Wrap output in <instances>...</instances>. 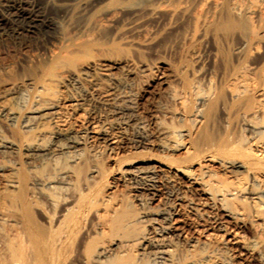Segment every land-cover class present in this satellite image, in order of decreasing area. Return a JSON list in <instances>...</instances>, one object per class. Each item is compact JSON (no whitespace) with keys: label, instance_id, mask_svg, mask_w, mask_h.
Masks as SVG:
<instances>
[{"label":"bare ground","instance_id":"1","mask_svg":"<svg viewBox=\"0 0 264 264\" xmlns=\"http://www.w3.org/2000/svg\"><path fill=\"white\" fill-rule=\"evenodd\" d=\"M24 11L17 7L8 19L44 44L54 38L59 44L46 47L43 61L30 68L26 87L10 102L0 101V115L13 127L6 135L0 123V264H232L231 246L264 263V0H112L97 10L119 22L154 20L156 31L148 39L172 30L177 34V59L166 65L172 79L161 81L171 116L156 123L162 155L143 170L130 155L120 169L143 178L151 190L156 174L163 184L184 186L155 211L108 202L107 188L97 183L110 172L104 165L93 162L81 170V145L88 141L102 140L98 149L106 160L114 151L117 162L125 159L128 153H118L120 138L111 129L116 122L108 125L111 133L96 123L78 134L59 122L84 110L75 95L60 94L61 84L92 83L90 71L96 65L128 62L138 44L120 35L124 23L109 31V40H78L56 32L52 19L39 11L34 16ZM120 43L126 53L111 57ZM142 66L147 73L141 77L152 78L155 69ZM92 85L98 89V82ZM102 93L112 100L122 96L109 88ZM62 100H68L69 110L60 107ZM21 150L26 163L8 159L7 153L20 156ZM176 207L188 209L202 223L219 213L232 227L220 223L221 240L209 226L200 230L193 224L194 234H177L176 241L170 236L177 228L168 224ZM145 218L143 231L139 222ZM137 246L141 251L133 252Z\"/></svg>","mask_w":264,"mask_h":264},{"label":"rangeland","instance_id":"2","mask_svg":"<svg viewBox=\"0 0 264 264\" xmlns=\"http://www.w3.org/2000/svg\"><path fill=\"white\" fill-rule=\"evenodd\" d=\"M24 1L26 2L27 0H21L22 3L20 0H18V2L17 0H0V101L10 102L18 90L26 87L29 83V70L32 66L38 65L39 62L43 61L46 47L51 48L59 44L58 38H54L51 42L44 44L41 42L42 39L37 36V34L32 33L33 31L24 28L20 23H15L14 25V22L8 19V15H11L14 10L17 11V7L26 10L24 11L25 15L29 14L30 16H34L36 13L40 12V15L43 14L44 17L52 19L56 25V32H60L64 37L75 38L78 40H109L112 33L109 31L124 23L123 31L120 32V35L126 39H131L133 43H137L139 49L138 52L131 51L129 54L132 59L128 62L116 59L117 61L115 60V64L112 60H106L101 63V65L104 64L103 66L96 65L95 69L90 71V78L94 80L93 82H98L97 90L92 87L93 82L91 83L87 80H81L80 83H72L67 80L61 84L58 87L60 94L67 95L68 93H71L73 96L75 95L74 97L79 100L84 110H79L77 112L80 113L79 115L77 113L75 115L73 114L74 116L71 115L73 117L68 116V118L65 116L61 118L62 120L59 118V122L62 123L63 126H72L77 132L73 134H78L82 127H86L87 124L90 125L96 123L103 124L105 127L107 126L106 128L109 133L111 131L110 129L108 130V128H111L108 126L110 121L117 123L118 128L111 129L112 133L116 132L114 136L117 134V137L115 136V138H120L119 140L116 139L118 146L120 147L118 153L123 156H125V153L129 154L126 155V157H128H125L122 162H117L114 155L117 151H114L113 154H111L113 155L111 160L109 159L110 156H108L109 161L106 160V153H103V151L98 149L102 144V140H100L101 143L99 140H92L81 145L83 152L81 170L83 172H86L88 165L93 162H98L99 164L104 165L103 167L106 171L110 170V172H108L109 174H106V177L102 178L100 181L96 178L99 187L107 188L106 199L108 202L122 201L135 209H141L142 207L150 209L152 206L153 209L151 208L150 211H155L156 207L157 209L158 207H162L165 202H170V198L173 199L174 195L181 194L185 191V188L181 183L168 185L164 182L163 184L165 179H162V176L159 174L154 175L153 180L155 185L153 187L154 189L151 190L148 189L149 187L146 185L147 181L143 178H131L129 175L122 174L121 171L123 163L128 161L126 159L130 160L131 158L136 157L135 160L138 159L140 162L135 163V165L139 166L140 168H138L140 170H143L142 167L144 169L147 168L150 163H152L151 161L157 158V156L162 155V152L156 146L158 142L157 140H159L156 128L159 120L161 121V119H164L168 121L171 119L168 112V103L165 99L167 87L166 84L162 82H164V80L171 81L172 79V72L166 65L168 62L172 63L171 61H176L177 59L176 56L178 55L179 48L175 31L172 30L170 31L171 33L158 35L155 38L148 39L156 31V22L152 19H142L133 22H130L127 19L123 22L109 20L97 10L101 6L108 5L112 0H28L26 4ZM13 3L17 5L12 7ZM18 4L21 6H18ZM35 11L39 12L35 13ZM93 21L101 23L102 29H97L95 26L97 23H93ZM114 45L116 47L114 52H112L111 57L119 58L124 56V53H126L124 49L126 48L121 43ZM206 52V50L201 51L202 61L206 60ZM145 63L150 65L151 68L153 67L152 69H155L153 70L154 72L151 71V74L154 73V75H152L153 79L151 78V75L148 76V74V80L146 79V81L143 79V76L145 75L144 72L147 73V69L142 66ZM142 69L144 71H142ZM157 69L159 70L158 72ZM155 73H157V76H155ZM107 88L112 92L122 91V96L116 97L114 100L109 99L104 93H102V91ZM68 104V100H62L60 107L63 108L66 106L65 108L69 110ZM1 122L2 132L8 135L9 130L13 127L11 124L8 125L7 120L0 115V123ZM117 130L119 132H117ZM121 149L124 150V153ZM93 151H100V154L94 157L91 154ZM22 153L23 150H21L20 156L11 153H5L9 157L3 155L6 158L8 157V159L10 158V160L14 159L16 161L18 159L22 163H26V156ZM130 155L134 156L131 157ZM129 156L131 158H129ZM113 157H115L114 160ZM159 177L163 181H161ZM159 181L161 185L159 184ZM142 183H144L143 187ZM178 191L180 192L177 194ZM171 193L174 194L171 195ZM71 194V191L67 193L68 198ZM147 204L150 205L147 206ZM184 209V207H176L174 214L171 215L170 222H168V224H172L174 227L176 226L175 229L177 228L172 231L173 234L172 232L168 234L169 236L172 234L170 236L172 239L175 238L177 241V237H175L177 234L187 236L193 235V224L198 225L200 230L201 228L206 229L209 226L208 228L211 229L210 232L215 233L216 237L219 236L217 238L220 239L223 236L221 240L224 239V234H221L223 231L219 227L220 223L222 221L224 223L225 221L222 220L224 218L221 214L211 213V215L206 217L207 219L203 221L205 223H202L200 220L197 221L198 218L195 217L192 212L188 211V209H185V211ZM212 215L213 217H211ZM191 216L194 218L193 220L197 221V223L190 220L192 219ZM143 220L139 222V226L141 228L143 226L142 230L146 231L147 220L146 218ZM172 220L174 221L172 222ZM160 221L162 222L163 220L160 219ZM191 221H193V223ZM200 223L204 225H201ZM228 223L229 222H227L226 225L232 227V223ZM243 235L248 236L249 232L244 230ZM179 244L183 245L181 242H179ZM139 247L140 246L134 247L133 249L135 250H133V252L136 251V253H138L139 250L141 251V248ZM231 248L234 250H230L233 255L232 264H264L261 260L253 258V256L248 254L245 256L246 253L239 248L236 249L234 246H231ZM147 250L148 248L144 251L146 252ZM236 250L238 253L240 252L239 255Z\"/></svg>","mask_w":264,"mask_h":264}]
</instances>
